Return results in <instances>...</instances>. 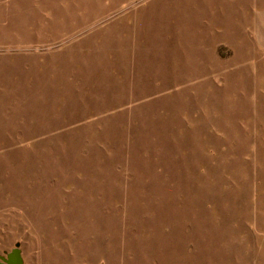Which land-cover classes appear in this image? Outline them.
I'll return each instance as SVG.
<instances>
[{"label":"rangeland","instance_id":"rangeland-1","mask_svg":"<svg viewBox=\"0 0 264 264\" xmlns=\"http://www.w3.org/2000/svg\"><path fill=\"white\" fill-rule=\"evenodd\" d=\"M264 264V0H0V256Z\"/></svg>","mask_w":264,"mask_h":264},{"label":"water","instance_id":"water-1","mask_svg":"<svg viewBox=\"0 0 264 264\" xmlns=\"http://www.w3.org/2000/svg\"><path fill=\"white\" fill-rule=\"evenodd\" d=\"M22 249L14 247L6 256H0V264H24Z\"/></svg>","mask_w":264,"mask_h":264},{"label":"flooded vegetation","instance_id":"flooded-vegetation-1","mask_svg":"<svg viewBox=\"0 0 264 264\" xmlns=\"http://www.w3.org/2000/svg\"><path fill=\"white\" fill-rule=\"evenodd\" d=\"M6 256V255H5Z\"/></svg>","mask_w":264,"mask_h":264}]
</instances>
